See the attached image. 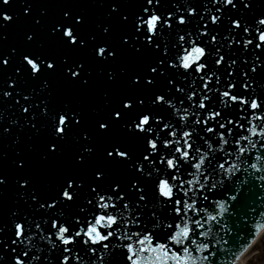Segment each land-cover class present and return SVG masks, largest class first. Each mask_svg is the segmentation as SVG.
Instances as JSON below:
<instances>
[{
    "label": "snow or ice",
    "instance_id": "6c2138e0",
    "mask_svg": "<svg viewBox=\"0 0 264 264\" xmlns=\"http://www.w3.org/2000/svg\"><path fill=\"white\" fill-rule=\"evenodd\" d=\"M14 3L0 0V42L29 29L0 53V140L30 143L13 161L0 264H234L264 228L224 229L245 189L264 187L249 171L264 172V6L99 0L90 28L88 5L50 20ZM98 76L103 105L89 109ZM8 186L0 174V196Z\"/></svg>",
    "mask_w": 264,
    "mask_h": 264
},
{
    "label": "water",
    "instance_id": "95a60500",
    "mask_svg": "<svg viewBox=\"0 0 264 264\" xmlns=\"http://www.w3.org/2000/svg\"><path fill=\"white\" fill-rule=\"evenodd\" d=\"M37 5H43L48 8L49 19H55L61 12L62 8L66 5H88V11L91 16L92 23L90 28L95 27V23L103 19L102 13L104 9L98 8L96 5L99 0H36ZM258 4L264 6V0H256ZM36 11V9H34ZM12 12L22 14L23 9L19 6V0H15V3L12 7ZM11 14V13H9ZM29 29V25L24 23V21L17 22L11 28L7 30V41L0 42V53L7 52L12 47L23 48L25 32ZM41 42H45L46 37L44 33H41ZM114 69L118 70L119 65H114ZM0 79H3L2 74H0ZM98 81H100V86L97 87L95 92L87 97L82 98L84 104L87 108H100L103 105V93L107 89L102 85V77L98 76ZM68 94L66 92H61L57 95V100H63L67 98ZM2 107V106H0ZM8 115L11 113H6L5 120H7ZM259 123L258 121H254ZM14 136H9L6 139L0 140V154H4L5 158L0 159V174H6L9 177V186L7 190L0 196V220L6 219L8 210L14 207L15 200V186L13 183L14 177L17 174L16 168L13 163L17 159L16 152L20 150L27 151L26 144L30 143L27 141L26 137L21 138L20 145H14L13 140ZM253 139H257L253 137ZM33 159H35V153L31 154ZM253 162H255L253 160ZM250 172H253L254 176L264 175L262 173H255L254 170L249 169ZM45 180L50 179V176H45ZM255 187L249 192L247 189L244 191V195L241 197L240 204L237 205L236 210L232 215V219L225 217L227 223L224 225V229H231V234L234 235L238 228H243L241 235L245 240L251 239L247 234L250 231L256 229L257 224H264V215L258 214L261 209H264V187L261 186V181L255 179L253 181ZM255 209V210H253ZM246 213V214H245ZM239 217V219H237ZM235 224V227L233 225ZM220 235L224 236L225 239L229 238V234L225 231H221ZM237 251L239 248V242L237 245L225 246ZM222 264H230L233 260L230 255H222Z\"/></svg>",
    "mask_w": 264,
    "mask_h": 264
},
{
    "label": "rangeland",
    "instance_id": "374dc122",
    "mask_svg": "<svg viewBox=\"0 0 264 264\" xmlns=\"http://www.w3.org/2000/svg\"><path fill=\"white\" fill-rule=\"evenodd\" d=\"M243 264H264V235L257 246L245 257Z\"/></svg>",
    "mask_w": 264,
    "mask_h": 264
},
{
    "label": "bare ground",
    "instance_id": "6f19581e",
    "mask_svg": "<svg viewBox=\"0 0 264 264\" xmlns=\"http://www.w3.org/2000/svg\"><path fill=\"white\" fill-rule=\"evenodd\" d=\"M264 235V228L262 231L259 232V234L257 235V239L260 240L261 238H263ZM253 244V243H252ZM243 260V256L240 257L239 261L237 262V264H243L241 261Z\"/></svg>",
    "mask_w": 264,
    "mask_h": 264
}]
</instances>
